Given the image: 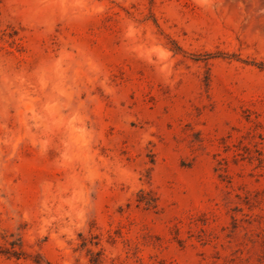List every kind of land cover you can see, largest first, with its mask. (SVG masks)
<instances>
[{
	"label": "rangeland",
	"instance_id": "1",
	"mask_svg": "<svg viewBox=\"0 0 264 264\" xmlns=\"http://www.w3.org/2000/svg\"><path fill=\"white\" fill-rule=\"evenodd\" d=\"M0 264H264V0H0Z\"/></svg>",
	"mask_w": 264,
	"mask_h": 264
}]
</instances>
